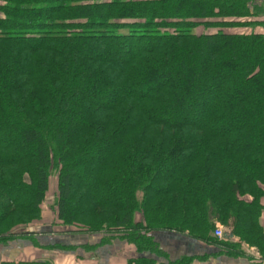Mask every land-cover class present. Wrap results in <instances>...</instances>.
<instances>
[{
  "label": "trees",
  "instance_id": "trees-1",
  "mask_svg": "<svg viewBox=\"0 0 264 264\" xmlns=\"http://www.w3.org/2000/svg\"><path fill=\"white\" fill-rule=\"evenodd\" d=\"M263 19L264 0H0V234L38 219L55 169L71 225L221 244L220 222L264 253V34L224 32Z\"/></svg>",
  "mask_w": 264,
  "mask_h": 264
},
{
  "label": "crops",
  "instance_id": "crops-1",
  "mask_svg": "<svg viewBox=\"0 0 264 264\" xmlns=\"http://www.w3.org/2000/svg\"><path fill=\"white\" fill-rule=\"evenodd\" d=\"M243 31H240V34H249ZM251 33L256 31L252 30ZM262 206L264 207V200ZM259 221L264 231V211ZM217 226L224 227L227 232V227L220 222H215V227ZM29 230V232H22V229L18 228L12 234L6 233L0 238V264L28 263L42 258L49 261L50 257L47 253L58 254L56 244L53 242L54 233L46 236L41 233L38 235V221H34ZM211 236L221 244L195 239L188 234L174 231L155 230L154 242L164 258H158L150 253H139L134 244L117 235L110 242L101 235L77 237L74 240H78L77 244H81L83 253L73 256L74 260L71 264H129L130 261L139 257L153 258L162 263L187 257L193 259L192 264H264V253L242 242L239 237L234 235L231 240H219L214 236V232ZM44 239L49 242L44 244ZM233 245H237V249L228 247ZM40 252L45 255H41L39 259ZM49 262L52 263L51 258Z\"/></svg>",
  "mask_w": 264,
  "mask_h": 264
},
{
  "label": "rangeland",
  "instance_id": "rangeland-1",
  "mask_svg": "<svg viewBox=\"0 0 264 264\" xmlns=\"http://www.w3.org/2000/svg\"><path fill=\"white\" fill-rule=\"evenodd\" d=\"M259 2L262 3V1H259ZM242 30H244L243 32H246V33H251L252 30H255L256 33L258 34H262V33L264 34V24L260 26L249 27V28L227 29L224 32L229 33V34H240L241 33L240 31ZM201 32H203L202 29L198 30V33H201ZM200 110H202V106L193 107V105H191L190 109L188 110L189 112L188 115L189 114L192 115ZM26 181L30 183L28 179ZM74 181L76 183H79L84 180L81 179L80 177H76ZM58 187H59V176H58L57 171L54 169L52 170L51 176L49 178V190L44 196L42 203L40 204V214H38L39 217L36 220L38 221V235L41 233L43 236H46L47 234L54 233L53 242L56 244V249L58 250L57 251L58 254H55L54 252L52 255L50 253H47L48 257L52 259V263L50 262V264H71L72 261L74 260L73 256L77 255L78 253L79 254L83 253L81 249V244H77L78 240H74L77 237L83 238L84 236H87V235H101V237L102 236L105 237V239H108V242H110L115 237V235L126 237L127 235H131L132 233H136V234H142V235L147 234L146 235L147 237H150L154 240L153 238L154 231L146 232L144 230L138 229L136 232H131V231L117 232L113 224H110V223L106 225L92 223L90 225V221H89L87 222L89 223L87 225H77V224L71 225L69 222L62 221L58 215V205H57L58 199H59ZM142 220L143 219H142L141 214L137 213L135 216V221L139 223V222H142ZM31 226H32V223L14 226L10 232L12 234V232L18 228L22 229V232H29L30 231L29 229ZM89 226L95 229H100V232H87L89 230ZM2 236L3 234H0V238H2ZM47 242L49 241L44 239L43 243L47 244ZM145 253L156 255L158 258H164L163 253L160 251L158 246L154 248L153 251L150 250ZM92 254L93 253H91V255ZM109 254L110 253H108V255ZM41 255H45V254L43 252H40L38 254L39 259ZM50 258H49V261H50ZM39 261H48V260H44L42 258Z\"/></svg>",
  "mask_w": 264,
  "mask_h": 264
},
{
  "label": "built area",
  "instance_id": "built-area-1",
  "mask_svg": "<svg viewBox=\"0 0 264 264\" xmlns=\"http://www.w3.org/2000/svg\"><path fill=\"white\" fill-rule=\"evenodd\" d=\"M224 232H225V229L222 226H217V228L214 232V236L221 240V239H223Z\"/></svg>",
  "mask_w": 264,
  "mask_h": 264
},
{
  "label": "water",
  "instance_id": "water-1",
  "mask_svg": "<svg viewBox=\"0 0 264 264\" xmlns=\"http://www.w3.org/2000/svg\"><path fill=\"white\" fill-rule=\"evenodd\" d=\"M233 237H234V234L232 231H227L224 235V239H226V240H231V239H233Z\"/></svg>",
  "mask_w": 264,
  "mask_h": 264
}]
</instances>
